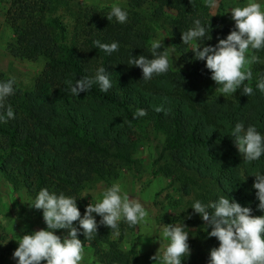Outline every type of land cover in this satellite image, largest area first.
I'll use <instances>...</instances> for the list:
<instances>
[{"label": "trees", "instance_id": "16d2710c", "mask_svg": "<svg viewBox=\"0 0 264 264\" xmlns=\"http://www.w3.org/2000/svg\"><path fill=\"white\" fill-rule=\"evenodd\" d=\"M0 1L9 5L7 21L16 36L12 54L45 58L34 87L25 90L16 82L15 94L5 102L14 109L15 119L0 124V170L13 185L36 194L48 188L76 197L83 215L89 204L82 198L86 187L99 178H117L122 167L134 165L138 131L151 125L165 135L156 173L175 181L183 195L205 204L228 195L251 207L253 215H264L257 207L255 177L250 176L264 172V156L245 162L228 134L237 122L255 125L264 134V93L256 88L264 77V49L253 51L261 61L253 64L252 80L246 82L253 94L239 90L235 99L226 100L211 95L204 84L211 72L204 61L194 58L181 34L200 19L211 26L212 39L205 45H215L233 26L214 23L191 0H126L122 9L129 15L124 24L107 19L109 7L80 8L71 13L72 31L58 12L62 7L72 10L76 0ZM160 30L186 68L176 70L170 64L166 74L144 81L142 70L128 62L131 55L151 58L150 44ZM95 40L117 41L119 51L107 55L94 48ZM100 67L110 72L109 91L93 85L76 97L66 90V81L94 76ZM8 79L0 72V81ZM158 106L164 111L157 112ZM140 109L147 114L138 116ZM200 220L198 257L188 258L187 264H208L210 250L219 246L208 236L211 228ZM127 226L120 223L118 237L100 226L93 239L84 242L93 245L105 264H136L135 251L120 247ZM0 264H7L1 242Z\"/></svg>", "mask_w": 264, "mask_h": 264}, {"label": "clouds", "instance_id": "9594fccd", "mask_svg": "<svg viewBox=\"0 0 264 264\" xmlns=\"http://www.w3.org/2000/svg\"><path fill=\"white\" fill-rule=\"evenodd\" d=\"M218 0H208V6L215 8ZM264 0H249L243 6L230 9L234 27L226 38H217L215 45H205L211 40L208 31L210 25L200 19L193 21V26L182 32L183 44L191 45L194 58L204 61L211 72V79L218 85L222 96L234 94L240 90L242 95L251 96L253 88L246 83L252 80L250 64L261 62L250 51L264 49ZM128 12L118 4L113 5L106 16L109 21L124 24ZM163 40L156 39L150 44L151 58L146 55L132 56L128 64L142 70V80L150 81L154 76L169 71L168 47ZM94 48L107 55L119 51V42L103 43L95 40ZM164 49L161 51V49ZM174 50V49H173ZM110 72L105 67L96 70L94 76L66 81V90L78 97L81 92H88L93 85H98L102 92L112 88ZM15 78L0 81V124L15 119L12 106L6 105L8 97L15 94ZM256 88L264 93V77ZM164 111L162 106L155 108ZM146 110L140 109L138 116H145ZM245 162L251 163L264 156V134L255 125L237 122L228 131ZM255 177L253 188L259 201L258 209L264 212V172L259 170L250 175ZM85 195L84 197H86ZM82 197V198H84ZM81 199V198H80ZM77 198L63 192L57 193L48 188L39 190L34 201L29 205L42 210L46 228L19 237L18 248L13 252L16 264H81L84 253V241H90L98 233L100 226L110 228L114 236L120 235V223L134 227L144 221L149 212L137 199L130 197L120 183H114L103 192V198L95 204H88L84 214L77 205ZM196 214L211 228L209 237H215L218 247L209 253L208 264H264V215L255 216L251 207L241 206L234 198L220 196L207 204L195 200L191 207ZM99 217V221L97 220ZM75 222V223H74ZM183 224H164L162 237L167 241L152 257L156 264H182L183 257L190 255L189 231ZM57 230H66L57 235ZM83 235L82 241L79 236Z\"/></svg>", "mask_w": 264, "mask_h": 264}, {"label": "rangeland", "instance_id": "374dc122", "mask_svg": "<svg viewBox=\"0 0 264 264\" xmlns=\"http://www.w3.org/2000/svg\"><path fill=\"white\" fill-rule=\"evenodd\" d=\"M197 11L204 13L214 23L227 24L234 27L230 9L243 6L249 0H218L215 8L208 6V0H191ZM118 4L126 7V0H76L71 3L72 10L62 7L59 15L70 24L72 31L73 10L80 8H101ZM264 6V5H262ZM7 3L0 1V72L8 78H15L25 90H31L45 66V58L29 60L15 57L11 47L16 36L7 21ZM156 39L163 41L168 47L169 61L176 70L185 69L181 56L169 40L164 31L157 32ZM174 49V50H173ZM250 51L248 55H253ZM254 64V63H253ZM253 64L249 67L252 68ZM247 82V81H246ZM210 88L211 95L221 99L231 100L238 96L236 93L222 96L218 85L208 79L204 83ZM138 144L134 153L137 162L132 166L121 168L117 178H99L90 183L83 191L82 196L90 204H95L103 198V192L114 183H120L123 190L132 198L139 200L149 212V216L134 227L127 226L120 239V247L125 251H135L136 264H156L152 257L158 252L160 245L166 246L167 241L162 237L164 224H185L189 231L190 255L183 257L182 264H187L188 258L198 257V248L202 243L200 230L203 227L201 217L191 207L195 201L193 197L183 195L175 181L163 174L156 173V161L160 159L165 146V135L148 125L138 131ZM37 194L26 188H17L0 170V242L1 251L7 259V264H16L13 252L18 248L19 237L34 231L46 228L42 210L29 205ZM123 222V221H121ZM126 224V223H125ZM127 225V224H126ZM66 230H57V235H63ZM118 237V236H117ZM116 237V238H117ZM46 264V262H41ZM81 264H105L90 242H84V253Z\"/></svg>", "mask_w": 264, "mask_h": 264}]
</instances>
